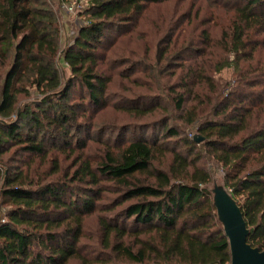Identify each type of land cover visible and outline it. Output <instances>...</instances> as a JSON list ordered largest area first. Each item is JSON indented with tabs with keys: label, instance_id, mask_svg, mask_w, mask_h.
<instances>
[{
	"label": "trees",
	"instance_id": "16d2710c",
	"mask_svg": "<svg viewBox=\"0 0 264 264\" xmlns=\"http://www.w3.org/2000/svg\"><path fill=\"white\" fill-rule=\"evenodd\" d=\"M166 1L89 0V24L63 51L72 73L63 81L53 6L0 0V67L6 68L0 83V264H230L210 190L213 175L200 163L206 155L222 167L223 184L242 208L248 242L264 250V66L253 61L264 43V0H237L221 38L203 29L184 53L173 54L177 27H171L157 54L167 68L183 71L177 77L171 71L175 80L162 96L148 95L167 100L164 105H140L147 96L129 91L113 97L119 39L112 32H133L146 9ZM216 47L222 54L215 71L233 69L228 83L207 73ZM192 49L190 61L184 54ZM28 86L40 99L18 110V95L30 96ZM168 106L191 129L175 146L170 138L180 133L171 119L150 123L162 126L163 141L133 136L117 144L92 121L107 107L145 116ZM93 146L98 152L90 154ZM49 156L51 171L42 169ZM62 157L70 160L67 167ZM105 193L115 194L109 207L101 205ZM96 211H102L101 249L118 257L83 252V218ZM133 233L137 239L125 245Z\"/></svg>",
	"mask_w": 264,
	"mask_h": 264
},
{
	"label": "rangeland",
	"instance_id": "374dc122",
	"mask_svg": "<svg viewBox=\"0 0 264 264\" xmlns=\"http://www.w3.org/2000/svg\"><path fill=\"white\" fill-rule=\"evenodd\" d=\"M53 7V9L58 14V25L60 29V42H59V54H58V68L61 73L63 81L67 80L70 75H72L70 67L63 61V51L68 47V45L74 40L77 34V26L73 21V14H66L62 11L60 7V0H47ZM237 0H169L157 5H151L142 14L140 21L133 32L127 34L119 35L120 31H114L113 36H118L119 45L115 49L112 55V65L113 69L116 68L117 75L114 77L112 83V96L116 97L119 94H128L129 92L142 98L140 105L154 106L164 105L167 103L165 99H155L151 97L162 96L163 91L167 90L166 87L171 85L175 77L182 73L180 67L167 68L166 60H159L157 54L158 46L162 44V39L168 33L171 27L175 28V47L174 53H184L183 48L189 46L190 44H195L199 39L203 29H207L215 39L221 38V29L227 28L229 25V19L233 14V9ZM75 30V34H70L71 30ZM113 37V39H115ZM264 36L261 35L260 38ZM259 38V39H260ZM174 49V48H173ZM193 50L188 51L184 56L187 60H194ZM15 52H12V55ZM192 54V56L188 55ZM222 54L221 48H214V55L212 56V62L207 63V73L214 74L217 82L228 83L233 79L234 72L230 67L222 69L220 72L215 71L216 62L219 60ZM225 56V54H224ZM168 57V56H167ZM233 55L230 58L233 59ZM129 59L130 62L124 64L123 61ZM132 60V61H131ZM221 61V60H220ZM254 63L257 61L261 62L264 66V43L257 50L256 55L253 58ZM178 62H181L180 60ZM144 65H142V64ZM191 63V62H189ZM194 64V63H192ZM137 65V66H134ZM108 62L103 64V69L106 71ZM132 67L133 70L132 71ZM176 70V76H172L173 69ZM6 68L0 67V72L2 77L0 78V83L3 81V76L5 74ZM122 71V73H121ZM131 73V74H130ZM121 74V75H120ZM235 77V76H234ZM2 79V80H1ZM30 91V96L27 98L23 94L18 95V110L21 109L27 102L40 99L38 90L35 86H28ZM263 87V86H262ZM178 88V87H177ZM129 91V92H128ZM75 98L73 100H79V95L73 92ZM148 95H151L149 97ZM179 113L173 110V106H168L166 108L155 111L154 113L147 114L145 116H135L128 112L115 109L113 107H107L105 109H99L96 115L93 117L92 121L96 127L100 128L103 137L111 138L117 144L120 141L125 142L131 139L133 136H145L149 140H154L155 138H160L159 141L165 140V134L163 133V128L161 125L150 124L158 122L163 118L171 119V123L178 126L179 135L173 136L170 140V146H175V141L179 139L181 135L189 134L191 129L186 127L184 123L178 118ZM1 117V116H0ZM16 115H12V119H15ZM174 121V122H173ZM185 131V132H184ZM90 154L98 152L97 147L93 146ZM169 156V155H168ZM54 156H49L48 161L42 166V169L51 171L52 160ZM100 157L96 158L99 159ZM63 167H67L70 164V160L62 157ZM164 163L169 162V157L164 158ZM200 163L208 168L212 175L214 182L223 183V170L222 167L211 157V155H206V157L200 160ZM40 163H37L39 165ZM35 166V165H34ZM39 174V173H38ZM101 205L109 207L113 203L115 194H104ZM122 206H117L115 208L116 213H119V209ZM109 209V208H108ZM108 209L102 210L105 213ZM102 211H96L94 214L88 215L83 218V252L89 253L90 255L101 254L102 257H118L113 251L102 250L101 249V232L98 229V216ZM115 215L114 211H110L109 214ZM120 223H127L128 227L133 224L132 220H127L125 218H120ZM148 235H144L143 238H147ZM136 238L135 233L128 234L123 242L125 245H131L134 243ZM117 264H130L124 259L116 260ZM68 264H79L78 261L72 260Z\"/></svg>",
	"mask_w": 264,
	"mask_h": 264
},
{
	"label": "water",
	"instance_id": "95a60500",
	"mask_svg": "<svg viewBox=\"0 0 264 264\" xmlns=\"http://www.w3.org/2000/svg\"><path fill=\"white\" fill-rule=\"evenodd\" d=\"M210 190L218 220L228 238L230 264H264V250L248 242L250 229L240 204L223 183L214 182Z\"/></svg>",
	"mask_w": 264,
	"mask_h": 264
},
{
	"label": "built area",
	"instance_id": "2783aa9c",
	"mask_svg": "<svg viewBox=\"0 0 264 264\" xmlns=\"http://www.w3.org/2000/svg\"><path fill=\"white\" fill-rule=\"evenodd\" d=\"M60 2V7L64 13L69 14V16L73 14V21L76 23L77 28L89 24L87 15L89 0H60ZM75 33L74 29L70 31L72 35Z\"/></svg>",
	"mask_w": 264,
	"mask_h": 264
}]
</instances>
